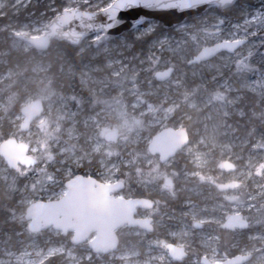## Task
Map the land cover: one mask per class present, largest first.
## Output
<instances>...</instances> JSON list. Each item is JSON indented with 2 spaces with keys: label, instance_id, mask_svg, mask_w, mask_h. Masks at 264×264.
I'll return each instance as SVG.
<instances>
[{
  "label": "rangeland",
  "instance_id": "1",
  "mask_svg": "<svg viewBox=\"0 0 264 264\" xmlns=\"http://www.w3.org/2000/svg\"><path fill=\"white\" fill-rule=\"evenodd\" d=\"M47 1L45 16L34 10L43 0H0V20L7 18L2 31L11 46L0 48V144L11 135L22 140L15 106L41 99L45 113L25 137L35 143L36 152L46 153L41 168H53L45 177L49 185L56 179L52 172L58 170L59 182H64L88 164L109 182H120L124 166L137 172L134 190L179 198L180 209L176 215L161 208L160 217L166 220L159 221L155 235L124 227L123 243L104 257L88 243L82 248L68 244L70 238L61 240L52 228L32 233L25 215L35 198L27 175L12 173L0 157V190L13 200L7 203L6 223L13 230L0 227V264H48L52 257L56 259L50 264H201L204 256L222 263L244 255L252 256L245 264H264V0L212 8L175 29L148 22L95 48L101 37L97 34L74 48L73 57L39 52L15 36H43L51 18L66 10L101 11L116 0ZM237 40L246 43L234 54L223 52L190 65L204 47ZM19 57L21 65L11 64ZM170 67L175 70L171 79L156 82L155 75ZM167 123L187 124L195 136L183 158L174 162H184L182 171L173 172L166 164L141 174L138 166L156 164L147 152L153 130ZM108 129L120 130L118 144L104 139ZM121 151V159L111 158ZM228 161L238 169L221 170ZM167 177L179 186L169 189ZM229 182L240 187L220 191L218 186ZM65 192L63 188L60 195ZM232 214L247 218L249 228L223 230ZM199 222L203 226L198 230ZM168 242L185 247L189 257L176 263L166 250Z\"/></svg>",
  "mask_w": 264,
  "mask_h": 264
},
{
  "label": "water",
  "instance_id": "2",
  "mask_svg": "<svg viewBox=\"0 0 264 264\" xmlns=\"http://www.w3.org/2000/svg\"><path fill=\"white\" fill-rule=\"evenodd\" d=\"M239 0H116L111 6L101 11H87L70 9L60 16L54 17L49 23L46 34L39 37L16 35V39L31 45L35 50L48 52L52 42H65L70 47H80L83 41L94 35L101 34L95 41L98 48L125 33L136 30L148 22H160L168 29L178 28L190 17L200 16L212 8L218 11L231 9ZM246 40L234 42L223 41L207 46L194 56L190 65H201L211 61L214 57L228 52L234 54L245 45ZM173 67L158 72L156 82H166L174 75ZM24 130L27 131L35 119L43 113V103L38 100L23 107ZM118 139L114 133H109L107 139ZM189 135L184 130L166 129L156 134L150 147L152 154L163 155L162 162L170 161L174 155L185 148ZM0 155L10 168L17 169L21 165L34 166L35 159L28 153V146L16 139L3 141L0 146ZM225 172L234 171L235 165L224 162L221 164ZM67 193L58 201L36 202L26 210L30 230L38 233L54 228L64 235L73 233L72 243L80 246L88 242L89 247L96 254H109L118 249L119 238L116 231L124 227H142L151 230L150 220L135 217L138 208H150L153 204L146 199L126 200L113 198L112 193L121 190L120 183L111 185L97 182L92 178L79 175L66 183ZM237 185L221 184L222 192L235 190ZM223 224V228L234 232L247 230L249 221L240 214H232ZM202 225L196 224V228ZM95 235V236H93ZM114 245V246H113ZM167 249L172 258L179 262L188 254L185 248L169 244ZM252 259L251 255L238 256L222 264H245ZM202 264L210 263L203 258Z\"/></svg>",
  "mask_w": 264,
  "mask_h": 264
},
{
  "label": "flooded vegetation",
  "instance_id": "3",
  "mask_svg": "<svg viewBox=\"0 0 264 264\" xmlns=\"http://www.w3.org/2000/svg\"><path fill=\"white\" fill-rule=\"evenodd\" d=\"M38 100L42 101V103H43V113L41 115V117H42L43 114L45 113V110H46L45 109L46 104L41 99L32 100L31 102H29L27 104H23L21 106L19 104L17 107L15 106V108H14V109H16L18 111L19 116H21V120H20L21 122L19 123V131L21 132V136L23 135L22 140L19 138V136H12V135L11 136H8L7 135L8 137H6L5 139H3L1 141V144H2L3 141L12 140V138H13V139H16L19 142H22V143L24 142L28 146L29 156L31 158L35 159V163L36 164H34V166H30L29 167V166H26V165L23 166V165L19 164L16 167L17 169H13L14 167L13 168H10L9 165H7L6 161L4 160L5 163H6V165L10 169V171H12V173L14 172V173L20 174L22 172L23 173L25 172V175H27V177L25 178V182H26L27 188H28L29 192H31V194H33V196L35 198V202H33V203H36V202H47V201L49 202V201H58V200H60L67 193L66 183L68 182V180H71V179L76 178L79 175H81V176H83V177H85L87 179L92 178V179L96 180L97 182H102V183L108 184V185H111L113 183H120L121 184V190L119 192L112 193L111 196H113V198H121V199L123 198V199H126V200H133V199H143L144 200V199H146V200H149L150 202H152L153 205L150 208H144V209L138 208L137 211H136V215H135V217L137 219H142V220L148 219V220H150V226H151V230L150 231H148L146 229L144 230L142 227L138 226L142 231H146L149 234L155 235L156 234V231L158 229L159 221H165L166 220V219H162V217H160V214H162L161 208H166L167 207L169 210H171L174 214L177 215L178 210L180 209V203H179V201H181L179 198L175 201V200H171V199H169L167 197L160 196L158 194L157 195L156 194H154V195L153 194L148 195V194H145V193L143 194L138 189L137 190H134L133 187L135 185L133 184L132 176L135 173H137V172H134V170H133V173L131 174L132 171H129L128 172L126 170L127 168H125L124 166L121 167V169H120V170L123 171L122 172V175H121L120 182H109L105 176H101V175H99V174H97V173H95V172L92 171V169H94L93 168L94 167L93 166L94 164H88L85 167L79 168L78 170H76L75 171L76 174L73 175V176L67 177V179H65L64 182H62V181L59 182V173H58V170L56 171V173L52 172L54 175H56V179H55V182H54L55 184L53 183V185H49L48 184L49 182L46 181V178L45 177H46V173L47 172L51 173V171H52L53 168H50V169L48 167L47 168L45 167L43 169L41 168V167H43V166L46 165V163H45L46 153L45 152H42V150H39V152H36L34 150V146H35L34 144L35 143L34 142L33 143L30 142V140L27 137H25L26 135H28L31 132V130L33 128V124L35 123L36 119L29 126V128H28L27 131L24 130V124H23V119L25 118L24 115H23V110H22L23 107H25L28 104H31L32 102L38 101ZM14 109L12 110L13 111L12 113H14ZM12 113H9V114H12ZM173 128H175L177 130H182V131L185 130L187 132V134L189 135V141H188L187 145H185V148L188 147V145H190L191 142L195 139V136L189 130L190 128L187 126V124H186V126H182V125L180 126V125H175V124L167 123V124H165V126H162L159 129L153 130L151 142H152V140H153V138L155 137L156 134L161 133L163 130L173 129ZM109 133H114L117 136L118 139L116 141L113 138H111V139L108 140L107 139V135H109ZM121 136L122 135H121L120 130H118V129H108L107 131H105L104 139L107 141V143H110L111 142V143H114V144H118L119 141H120V139H121ZM151 142L147 146V152H148V155H149L148 157L154 159L156 164H154L153 166H151V168L150 167L147 168L145 166V164H142V166H138L137 168L140 169V173L142 174L145 171H148L149 172V170H152L155 165L157 167L154 168L153 171L157 170L158 168H161L162 169L163 166L166 165V164H169L168 167L173 172L180 173L182 171L181 165L184 162L183 161L182 162L179 161L177 163H174V162L176 160H179V159L181 160L183 158L182 155H183V151L185 150V148L179 150L174 155V158H172L170 161H167V162H164L163 163L162 162V159L164 158L163 157L164 154L163 155H160L159 153L152 154L151 147H150ZM1 144H0V146H1ZM52 153H56V155H57L56 148H55L54 151H52ZM123 155H125L124 151H121L119 153L114 152V153H112L111 158L112 159H116V158H120ZM0 157H1V155H0ZM1 158H3V157H1ZM134 159L137 160V157H134ZM56 160H57V156H56ZM230 163H232L233 165H235L234 171H236L238 169L237 163H233V162H230ZM99 166L100 165H98V168H99ZM56 168L58 169V165H57ZM65 169L66 168H63L62 171L64 172ZM221 170H222V168H221ZM234 171H229V172H234ZM229 172H227V173H229ZM165 179H166L165 180V184L169 187V189L177 188L179 186L174 179H172L170 177H167ZM224 184H228V185L234 184V185H237V188L240 187L239 184H237V183H231V182H229V183H224ZM63 188L66 189V192L64 194L60 195V190H63ZM237 188L235 190H237ZM127 191H129V192H127ZM171 202L175 203L177 205V207L171 205L170 204ZM28 206H27V208H28ZM199 223H196V224H199ZM196 224H195V228H196ZM200 224L203 226L202 223H200ZM28 226H29V223H28ZM249 226H250V221H249ZM128 228H130V227H128ZM200 228H202V227H200ZM222 228H223V225H222ZM49 229H51V228H49ZM52 229L55 230L53 227H52ZM122 229H124V228H121V229H119V230L116 231V234L118 235V238H119V245L123 243V239H124L122 237V235H120V230H122ZM224 229L225 228H223V230ZM29 230H30V228H29ZM225 230H227V229H225ZM44 231H47V230H44ZM227 231H229V230H227ZM32 233H34V232H32ZM60 233H61V236H60V239L61 240L62 239L65 240V238H64V236H65V237L70 238V241L68 242V244L72 243V235H73V233L70 232L67 235H64L62 232H60ZM93 236H95V235H93ZM86 243H88V242H86ZM169 244H173L174 246H176L178 248L179 247H183V246H179V245L177 246L174 243L168 242L167 245H166V250L168 252H169V250L167 249V247H168ZM83 246H84V243H83V245L81 244L79 246V248H82ZM183 248H185V247H183ZM185 252H186V254H188L187 257L183 258L179 262L175 261L174 259L173 260L176 263H182L183 260H185V259H187L189 257V253H188V251H187L186 248H185ZM107 255L108 254H103L102 256L105 257ZM203 258H206L210 263H214V262H211L209 258H207V257L204 256L201 259V264H202ZM55 259H56V257L50 258V260H51L50 262H54ZM50 262H48V264H50ZM219 264H222V263H219Z\"/></svg>",
  "mask_w": 264,
  "mask_h": 264
},
{
  "label": "trees",
  "instance_id": "4",
  "mask_svg": "<svg viewBox=\"0 0 264 264\" xmlns=\"http://www.w3.org/2000/svg\"><path fill=\"white\" fill-rule=\"evenodd\" d=\"M47 3L48 1L47 0H43V3H40L38 4V6H36L34 8V10L38 13L40 12H44V15L47 16L49 12L48 11V7H47ZM30 11V9H28ZM50 15V14H49ZM53 18H51L52 20ZM4 20V21H3ZM3 20H0V46H3V47H0L1 49H7V48H11V46L9 45V39L8 38V35L7 33H5V31H2V28L4 27V23H6V19H3ZM3 21V22H2ZM55 47H57L56 49H54ZM65 52V54H67L69 57H73V53L75 51L74 47H70L68 44L66 43H63V42H53L52 45H51V48L49 49V53L51 55L52 54H55V53H60V52ZM33 53H35L34 50H32ZM48 58L47 60L51 61V59H53V57L51 56H48L46 57ZM13 63H18V65L22 64L23 63V59L21 57L19 58H12L11 60V64ZM56 85L54 84V87ZM190 128V127H189ZM4 129V128H3ZM191 131V129H189ZM8 196V193L5 191V189H1L0 190V227L4 226V230H13V229H8L6 223L8 222V217H9V214H10V208L11 205H7V203H9L10 201H13L11 200L12 198H9ZM5 203H6V206H5ZM171 205L173 206H176L177 205L173 202L170 203ZM9 206V207H7ZM82 264H85L84 262H82ZM88 264V263H86Z\"/></svg>",
  "mask_w": 264,
  "mask_h": 264
},
{
  "label": "bare ground",
  "instance_id": "5",
  "mask_svg": "<svg viewBox=\"0 0 264 264\" xmlns=\"http://www.w3.org/2000/svg\"><path fill=\"white\" fill-rule=\"evenodd\" d=\"M234 53H235V52H234ZM33 204H35V203H33ZM30 205H32V203H31Z\"/></svg>",
  "mask_w": 264,
  "mask_h": 264
},
{
  "label": "clouds",
  "instance_id": "6",
  "mask_svg": "<svg viewBox=\"0 0 264 264\" xmlns=\"http://www.w3.org/2000/svg\"><path fill=\"white\" fill-rule=\"evenodd\" d=\"M114 246V245H113Z\"/></svg>",
  "mask_w": 264,
  "mask_h": 264
}]
</instances>
